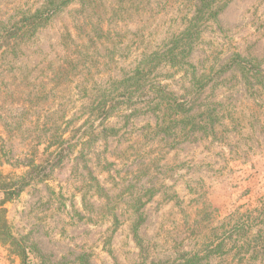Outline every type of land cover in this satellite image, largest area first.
Wrapping results in <instances>:
<instances>
[{
	"label": "rangeland",
	"instance_id": "1",
	"mask_svg": "<svg viewBox=\"0 0 264 264\" xmlns=\"http://www.w3.org/2000/svg\"><path fill=\"white\" fill-rule=\"evenodd\" d=\"M0 169L29 264H264V0H0Z\"/></svg>",
	"mask_w": 264,
	"mask_h": 264
},
{
	"label": "trees",
	"instance_id": "2",
	"mask_svg": "<svg viewBox=\"0 0 264 264\" xmlns=\"http://www.w3.org/2000/svg\"><path fill=\"white\" fill-rule=\"evenodd\" d=\"M110 107H98L94 111V119L106 120L109 116ZM42 169H39L41 171ZM38 169L28 172L26 176L18 178L17 176H5L0 169V192L3 198L0 200V244L7 248L9 252L18 255L23 264H29L26 247L17 240L10 231L7 220V210L3 206L18 197L29 184L42 177Z\"/></svg>",
	"mask_w": 264,
	"mask_h": 264
}]
</instances>
